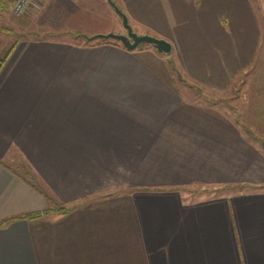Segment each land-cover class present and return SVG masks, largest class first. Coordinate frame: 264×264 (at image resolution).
Wrapping results in <instances>:
<instances>
[{
  "label": "crops",
  "instance_id": "0c3cea01",
  "mask_svg": "<svg viewBox=\"0 0 264 264\" xmlns=\"http://www.w3.org/2000/svg\"><path fill=\"white\" fill-rule=\"evenodd\" d=\"M115 2L171 53L71 26L0 71V264H264V0Z\"/></svg>",
  "mask_w": 264,
  "mask_h": 264
},
{
  "label": "rangeland",
  "instance_id": "374dc122",
  "mask_svg": "<svg viewBox=\"0 0 264 264\" xmlns=\"http://www.w3.org/2000/svg\"><path fill=\"white\" fill-rule=\"evenodd\" d=\"M44 1L46 0H35L32 7L23 15L14 14L10 7L7 11L0 9V57H3L11 45L20 39H35L44 36H58L63 39H70L69 32L71 26H75L79 31H85L86 33H96L94 36L107 35L111 32L127 34L122 18L112 8L108 0H51L52 2H49L50 5L38 9V6ZM117 1L121 3L120 0ZM121 8L125 10L124 6H121ZM255 10L257 11L255 20L258 21L261 38L264 41V12L261 7H256ZM217 15L218 12L213 11V16L215 18ZM231 21L239 25V31L244 27V37L246 38H248L252 34L253 29L257 27L255 23L252 24L253 19L251 14L248 15L247 13H229L227 16L225 15L223 17L222 24L225 25ZM63 22L65 24L64 28L60 26ZM131 26L136 34L147 31L138 26H134V23H132ZM252 26H254V28H251ZM248 27H250V29H248ZM145 35H148V33ZM150 35L158 37L152 34ZM103 41L123 46L121 42L119 43L114 39L106 40L99 38L95 40V42ZM143 46L150 47L151 45L142 44L140 47ZM151 47L153 48V46ZM263 52L264 49L261 46L258 56H262ZM237 86L239 88L240 84H237ZM232 91L227 94L229 97H232L234 93V91ZM229 105L230 108H235L230 102ZM188 191L186 197L189 196L190 198L192 197V199L211 197L221 193L224 194V192L225 194L234 193L233 190H229L227 193L226 190L220 191L205 186H196L190 188Z\"/></svg>",
  "mask_w": 264,
  "mask_h": 264
},
{
  "label": "water",
  "instance_id": "95a60500",
  "mask_svg": "<svg viewBox=\"0 0 264 264\" xmlns=\"http://www.w3.org/2000/svg\"><path fill=\"white\" fill-rule=\"evenodd\" d=\"M112 8L116 13L122 18L123 25L127 30V34H117L111 32L107 35H96L93 37H87L88 41H94L96 39H114L121 42L123 46L128 50H136L142 44H149L153 46L161 54H170L172 51V45L165 39L157 38L151 35H139L136 34L129 22L128 16L123 12V10L116 4L114 0H108Z\"/></svg>",
  "mask_w": 264,
  "mask_h": 264
},
{
  "label": "trees",
  "instance_id": "16d2710c",
  "mask_svg": "<svg viewBox=\"0 0 264 264\" xmlns=\"http://www.w3.org/2000/svg\"><path fill=\"white\" fill-rule=\"evenodd\" d=\"M0 9L1 10H4V11H7L9 10V4L6 0H0ZM17 43L18 41H15L11 47L8 49V51L6 52V54L3 56V57H0V71L2 70L3 66L5 65V63L7 62L8 58L10 57V55L13 53V51L15 50L16 46H17ZM120 43V42H119ZM116 45H119V44H116ZM122 46V45H120ZM123 48H125L124 46H122ZM126 49V48H125ZM58 211L60 212H65L67 211L66 209L64 208H60L58 209ZM46 213V212H45ZM41 214H29V215H26V216H23L22 218L23 219H33V218H37L39 217ZM14 219L16 218H12V219H9V220H5L3 222L0 223V227H5L7 225H9L12 221H14Z\"/></svg>",
  "mask_w": 264,
  "mask_h": 264
},
{
  "label": "built area",
  "instance_id": "2783aa9c",
  "mask_svg": "<svg viewBox=\"0 0 264 264\" xmlns=\"http://www.w3.org/2000/svg\"><path fill=\"white\" fill-rule=\"evenodd\" d=\"M16 15L25 14L34 4L35 0H6Z\"/></svg>",
  "mask_w": 264,
  "mask_h": 264
}]
</instances>
